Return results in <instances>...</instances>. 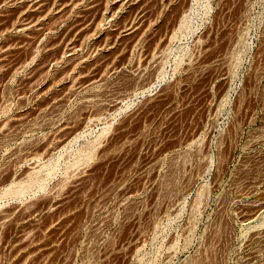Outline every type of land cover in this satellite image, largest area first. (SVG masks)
Masks as SVG:
<instances>
[{"label":"rangeland","instance_id":"1","mask_svg":"<svg viewBox=\"0 0 264 264\" xmlns=\"http://www.w3.org/2000/svg\"><path fill=\"white\" fill-rule=\"evenodd\" d=\"M264 0H0V264H264Z\"/></svg>","mask_w":264,"mask_h":264},{"label":"bare ground","instance_id":"2","mask_svg":"<svg viewBox=\"0 0 264 264\" xmlns=\"http://www.w3.org/2000/svg\"><path fill=\"white\" fill-rule=\"evenodd\" d=\"M262 235H264V234H261V232H260L258 236L261 237Z\"/></svg>","mask_w":264,"mask_h":264}]
</instances>
